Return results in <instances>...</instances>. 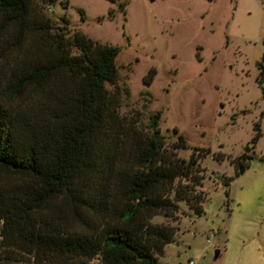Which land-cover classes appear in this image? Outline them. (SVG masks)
<instances>
[{
  "label": "rangeland",
  "instance_id": "rangeland-1",
  "mask_svg": "<svg viewBox=\"0 0 264 264\" xmlns=\"http://www.w3.org/2000/svg\"><path fill=\"white\" fill-rule=\"evenodd\" d=\"M32 10L56 27L66 25L70 33L80 31L118 48L117 78L105 88L117 95L124 123L148 133L150 115L158 111L165 146L178 134L187 144L176 150L179 157L209 150L199 161L202 212L179 202L175 218H152L175 227L158 264H264V0H34ZM13 43L0 39V85L13 66ZM151 67L155 74L146 85L142 78ZM35 101L26 93L15 103L26 104L22 110L33 118L41 115ZM257 121L261 134L252 148ZM242 153L250 157L236 174L234 162ZM226 177H231L227 185ZM26 183L0 169V185L17 191L15 186ZM77 203L50 198L35 211L36 225L62 236L83 230L95 217ZM30 246L0 234V264H32L37 260L32 252L45 264L78 260L50 251L42 256Z\"/></svg>",
  "mask_w": 264,
  "mask_h": 264
},
{
  "label": "trees",
  "instance_id": "trees-1",
  "mask_svg": "<svg viewBox=\"0 0 264 264\" xmlns=\"http://www.w3.org/2000/svg\"><path fill=\"white\" fill-rule=\"evenodd\" d=\"M33 1L0 0V39L14 40L13 66L0 85V169L27 182L15 186L17 191L0 185V234L26 240L42 256L68 254L78 259L73 264H158L175 227L152 218H175L179 202L202 212L199 161L209 150L179 157L176 150L187 144L178 134L172 146H165L158 111L150 115L148 133L124 123L117 95L105 88L117 78L118 48L80 31L70 33L66 25L54 26L32 10ZM154 74L149 68L143 83L149 85ZM26 93L36 99L40 116L31 119L22 110L28 106L15 103ZM253 130L252 148L261 134L259 121ZM249 157L237 156L236 174ZM56 196L78 202L95 219L65 236L42 229L35 211ZM32 253L37 258L32 264H45Z\"/></svg>",
  "mask_w": 264,
  "mask_h": 264
},
{
  "label": "water",
  "instance_id": "water-1",
  "mask_svg": "<svg viewBox=\"0 0 264 264\" xmlns=\"http://www.w3.org/2000/svg\"><path fill=\"white\" fill-rule=\"evenodd\" d=\"M217 254H218V251L215 252V256H217Z\"/></svg>",
  "mask_w": 264,
  "mask_h": 264
}]
</instances>
